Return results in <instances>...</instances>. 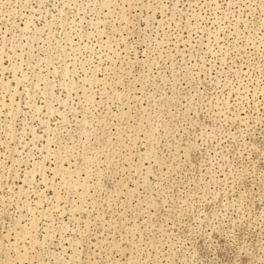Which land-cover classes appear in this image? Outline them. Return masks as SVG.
<instances>
[{"label": "rangeland", "instance_id": "374dc122", "mask_svg": "<svg viewBox=\"0 0 264 264\" xmlns=\"http://www.w3.org/2000/svg\"><path fill=\"white\" fill-rule=\"evenodd\" d=\"M0 264H264V0H0Z\"/></svg>", "mask_w": 264, "mask_h": 264}]
</instances>
